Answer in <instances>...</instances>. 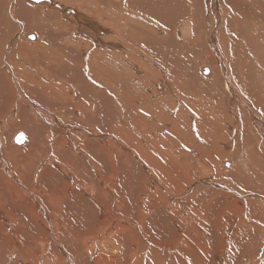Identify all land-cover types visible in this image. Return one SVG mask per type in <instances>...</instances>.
<instances>
[{
	"label": "bare ground",
	"instance_id": "1",
	"mask_svg": "<svg viewBox=\"0 0 264 264\" xmlns=\"http://www.w3.org/2000/svg\"><path fill=\"white\" fill-rule=\"evenodd\" d=\"M25 2L0 0V264L258 259L264 0Z\"/></svg>",
	"mask_w": 264,
	"mask_h": 264
},
{
	"label": "rangeland",
	"instance_id": "2",
	"mask_svg": "<svg viewBox=\"0 0 264 264\" xmlns=\"http://www.w3.org/2000/svg\"><path fill=\"white\" fill-rule=\"evenodd\" d=\"M24 2H25V0H23ZM111 0H109V3H110V8L112 7V2H110ZM25 4L28 6V7H41V6H31V5H28L26 2H25ZM66 7H71L70 5L69 6H66ZM41 8H43V9H45V10H49V11H53V12H55V13H58V11H55V10H50V9H46V8H44V7H41ZM64 9H66V8H64ZM111 9H113V8H111ZM73 11V10H72ZM85 15V14H84ZM87 16V15H86ZM88 17V16H87ZM98 19V18H97ZM99 20V19H98ZM187 20H189V19H187ZM186 21V20H185ZM190 21H192V20H190ZM67 23V22H66ZM67 24H69V23H67ZM70 25V24H69ZM58 33H64V31L63 30H60V32H58ZM187 36V33L186 32H184V37H186ZM26 39H28V38H26ZM29 40V39H28ZM30 41H32V40H30ZM25 142V141H24ZM13 143L14 144H16V145H19V146H21V145H23V144H17L14 140H13ZM213 239V238H212ZM214 240V239H213ZM210 242H211V237H210ZM211 243H213L214 244V242L212 241ZM182 247H181V245H179V247H178V249H181ZM262 251L260 252V254H259V256H258V259H257V257L256 256H237V254L236 253H234L233 254V256H227V259H228V261L226 262V264H230L231 262H238L239 264H250V263H252V264H254L255 262H257V263H255V264H264V256L262 257L261 255H262V253L264 254V249H261ZM234 255H236V256H234ZM90 257V256H89ZM103 257V258H102ZM106 257V258H105ZM112 257V258H111ZM116 257V258H115ZM161 257H165V256H151L149 253H146V254H144V255H142V256H130L129 257V261H130V263L131 264H164L163 262H162V258ZM85 258H86V256H85ZM91 258H93V259H91ZM102 258V259H101ZM122 258V259H125V256H94V257H90V260H91V262H90V264H101L100 262L101 261H103V263L102 264H125V261H126V259L124 260V262L123 261H121L120 259ZM232 258H233V260H232ZM242 258V260H238V259H241ZM250 258V259H249ZM262 258V259H261ZM105 259H107V260H105ZM246 259H248V260H246ZM87 260V259H86ZM107 261V262H105V261ZM120 260V261H119ZM247 262H246V261ZM76 261V260H75ZM74 261V262H75ZM92 261H93V263H92ZM118 261V262H117ZM168 261L170 262V263H172V264H175V262H177L178 264H184L182 261L180 262V261H178V260H175V262L173 261V259L172 258H169L168 259ZM88 262V261H87ZM86 262V263H87ZM174 262V263H173ZM197 263V261H195L194 263H193V260L192 259H190V264H196ZM75 264H76V262H75ZM87 264H89V262L87 263Z\"/></svg>",
	"mask_w": 264,
	"mask_h": 264
},
{
	"label": "water",
	"instance_id": "3",
	"mask_svg": "<svg viewBox=\"0 0 264 264\" xmlns=\"http://www.w3.org/2000/svg\"><path fill=\"white\" fill-rule=\"evenodd\" d=\"M34 1H37V0H34ZM63 14H64V16H70L71 14H72V12H71V10L70 9H64L63 10ZM21 135L22 134H18L17 136H16V138H15V142L17 143V144H22V142L24 141V137H23V135H22V138H21Z\"/></svg>",
	"mask_w": 264,
	"mask_h": 264
},
{
	"label": "snow or ice",
	"instance_id": "4",
	"mask_svg": "<svg viewBox=\"0 0 264 264\" xmlns=\"http://www.w3.org/2000/svg\"><path fill=\"white\" fill-rule=\"evenodd\" d=\"M37 2H39V0H37ZM32 39L34 40V39H36V37H35V36H33V37H32ZM21 138H22V135H21Z\"/></svg>",
	"mask_w": 264,
	"mask_h": 264
}]
</instances>
